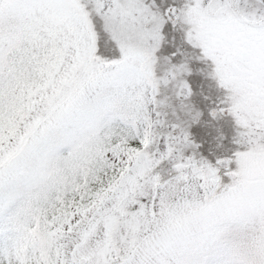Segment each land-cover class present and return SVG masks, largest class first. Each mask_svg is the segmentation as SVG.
I'll return each mask as SVG.
<instances>
[{"label": "snow or ice", "instance_id": "1", "mask_svg": "<svg viewBox=\"0 0 264 264\" xmlns=\"http://www.w3.org/2000/svg\"><path fill=\"white\" fill-rule=\"evenodd\" d=\"M0 264H264V0H0Z\"/></svg>", "mask_w": 264, "mask_h": 264}]
</instances>
